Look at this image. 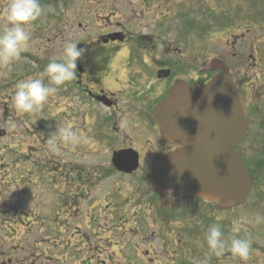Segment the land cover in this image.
Returning a JSON list of instances; mask_svg holds the SVG:
<instances>
[{
	"label": "rangeland",
	"instance_id": "rangeland-1",
	"mask_svg": "<svg viewBox=\"0 0 264 264\" xmlns=\"http://www.w3.org/2000/svg\"><path fill=\"white\" fill-rule=\"evenodd\" d=\"M5 3L6 0H0V13H2ZM40 3L44 13L30 27L31 40L28 50L23 52L21 59L15 61L9 68L0 67V110L4 108L7 111H14L12 93L15 85L22 80L39 77L49 61L59 57L60 50L63 52L67 43L74 42L78 45L109 31L122 29L125 32L151 33L160 36L163 43L171 45L178 51L176 57L173 56L177 60L174 68L178 73H181L180 70L187 62L191 66L190 68L196 72L203 66L205 67L208 60L215 57L225 58L226 53L229 55L231 48L226 42L229 37L226 32H244L249 28L252 34L247 36L242 44L250 46L257 42L255 47L259 46L264 49V0H40ZM255 21L257 24H254ZM3 24V16L0 14V27ZM262 52L263 54L259 56L263 58L264 62V50ZM179 53L183 55L180 56ZM167 58L169 57L167 56ZM186 58H188L187 62ZM242 65L249 68L250 61H246L244 57ZM254 71L257 70L247 69L246 76L248 93L252 98V93L255 90L250 86L254 81L251 76ZM45 82L47 83L46 79ZM62 88L63 86L50 97L48 103L41 110L31 114L17 112L9 125L6 126L2 122L0 126V128L8 130L10 128L17 130L14 135L9 137V140H0V162L16 166L19 171L29 170V173L25 175L26 179H21V182L17 181L18 173L16 175L6 174L4 171L0 173V209L15 207L27 211L31 216L24 217L26 226H14L17 231L14 239H11V235H5V230L10 229L8 225L14 224V222L9 223L6 221L8 217L5 216L0 218V238H5L16 244L12 255L18 258L25 255L26 249L22 247L25 244L22 241H28L25 236L28 228L34 230L33 240L37 241L39 237L44 236L43 223L56 230H54V238H50L51 240H56L55 238L60 233L68 245L71 243L70 245L74 247L73 244H75L77 249H83L89 245L78 243L79 240H77L79 238L78 229L74 225H80L82 231L89 228V224H80L79 220L82 217L72 220L71 228L66 232L65 228L62 230L58 228L60 223L49 224V220L52 218L58 222L57 216L53 215L59 207L56 205V201H53L56 191L49 188L53 183L51 180L49 181L47 175L48 164L60 159L77 162L87 156L94 162L77 163L94 169L99 176L102 170H108L105 162L109 161L112 148L107 145L111 142L116 143L111 138L112 136L106 132L103 133L102 138L96 135L93 137L94 132L93 134L91 132L95 130V127L91 129L86 124L79 126L83 116L86 117V120L88 114L103 118L105 110L102 107L86 103L83 98L79 99L74 94L65 93L64 96ZM256 96L254 95L253 99L259 101L255 99ZM261 102L264 103V99ZM73 119L77 126L74 125L75 127L73 126L72 129L80 136L81 143L75 146L62 145L65 152L61 148L60 155L51 153L48 143L54 137L59 140V129L65 127V124L74 123ZM90 122L91 120L88 119L87 123ZM81 128L82 131H80ZM252 130L253 126H250L241 146L252 147L255 144ZM97 163L99 165L93 167ZM128 177V175L112 174L111 178L104 182L103 188L107 198H114L117 195V190H124L122 196L117 197L114 203H119L117 205L119 209L123 204L125 210L128 211L127 215L154 198L146 184L139 188V191L133 192L131 187L127 191L125 187L129 180ZM111 184L116 186V190L110 189ZM135 188H137L136 185ZM171 201L169 200L168 203L171 204ZM100 204L102 203L100 202ZM87 205L88 203H85L84 210L90 208ZM101 207L102 205L98 206V209ZM120 214L121 212H119ZM207 215V222L205 226L202 225L204 227L200 226L198 230L189 232L178 231V234L182 232L179 237L182 244L178 241L174 246L177 258L173 264H264V221L255 222L257 216L264 217V175L241 206L220 212L210 207ZM108 218L110 219V217ZM134 220L130 218L131 225ZM168 221L175 224L181 220L172 217ZM237 221H241V231L233 233L232 228ZM117 222L118 217H113L109 224L115 225ZM145 224L151 225L147 219ZM213 224L221 226L226 243H230L233 235L249 238L252 241L250 258L247 262L234 257L229 251H226L221 257H216L209 251L204 237L207 229ZM57 231L59 232L57 233ZM111 232L117 233L116 230ZM69 237L71 239H68ZM129 237L136 243L139 242L138 236H135L134 233L129 232ZM114 243L115 241L111 245L114 246ZM119 246L124 247L121 242ZM35 247L37 252L41 249L39 245ZM131 248L130 245L128 248L126 246L121 252L127 254ZM144 248L149 249L141 245L137 247V249ZM111 250L113 249L109 248L107 252L110 253ZM125 258L132 264H150L142 258H139L140 262L136 263L133 261L135 258L132 255ZM158 262L166 264L165 261Z\"/></svg>",
	"mask_w": 264,
	"mask_h": 264
},
{
	"label": "flooded vegetation",
	"instance_id": "flooded-vegetation-1",
	"mask_svg": "<svg viewBox=\"0 0 264 264\" xmlns=\"http://www.w3.org/2000/svg\"><path fill=\"white\" fill-rule=\"evenodd\" d=\"M250 30L246 29L238 34L226 32V35L230 36L231 40L227 39V44H230L232 49L229 53L232 59L227 62L229 71L238 82L250 119L248 128L253 126L252 138L255 143L252 147H243L241 144L236 151L245 165L247 164L246 169L253 179L252 188L255 189V185L260 183L264 175V103L261 102L264 99V62L259 56L263 54L264 49L255 47L256 43L250 46L242 44V41L251 34ZM78 45L84 49V54L77 62L75 78L63 86V94L64 96L65 93L74 94L79 99L83 98L88 104L102 107L105 110L103 118L88 114L91 122L88 124V119L86 120L83 116L79 126L86 124L91 129L95 127V130L90 131L92 134L94 132L93 137L96 135L102 138L103 133L106 132L116 143L111 142L107 145L112 148L109 161L105 162L108 170H102L99 176L94 169L81 166L77 162L60 159L48 164L47 175L49 181L53 183L49 188L56 191L53 201H56L59 207L53 215L57 216L58 222L52 218L49 224L60 223L58 228L61 230L65 228L66 232L71 228L72 220L82 217L79 220L80 224H89V228L82 231L80 225H74L78 229L77 240H79L78 243L89 245L86 248L77 249L75 244H73L74 247L70 245L71 243L68 245L60 233L56 240H51L56 230L43 223L44 236L39 237L37 241L33 240L34 230L28 228L25 235L28 241H22L25 244L22 247L26 249L22 258L12 255L16 244L0 238V264H132L125 258L131 255L136 259L134 261L136 263H139V258H142L150 264L155 262L160 264L158 261L173 264L177 258L174 246L178 241L182 243L179 238L182 232L178 234V231L189 232L198 230L202 225L205 226L209 209L214 204L178 195H170L164 199L150 191L154 198L127 215L128 211L123 204L119 209L117 208L119 203H114L117 197L122 196L124 190H117L116 197L107 198L103 190L104 182L110 179L112 174H120L129 176L125 187L127 191L130 187L133 192L139 191V188L147 185L149 174L155 163L176 148L166 144L160 138L159 129L151 117L152 108L167 95L175 81L184 80L189 84L205 86L218 71L202 68L194 72L186 58L187 63L183 65L181 73H178L174 68L177 60L173 58L178 51L171 45L163 43L160 36L151 33L136 34L121 29L100 34L95 39ZM61 54L62 50L59 56ZM179 55L183 54L179 53ZM226 56H229L228 53ZM244 57L246 61H250L249 68L258 71L252 72L254 81L250 87L255 90L252 93L253 98L257 95L255 99L259 101H255L248 93L246 76L249 68L242 65ZM16 113V110L7 111L2 108L0 126L2 122L6 126L9 125ZM74 125L77 126L75 120L70 125L65 124L71 128ZM11 132L13 133L10 134ZM16 132L15 129L8 130L1 127L0 140H9V137ZM61 148L65 152V148L63 146ZM131 150L137 154L136 169L131 173L117 171L111 162V155L116 151ZM128 153L130 152H125V154ZM98 165L97 163L93 167ZM3 171L12 175L18 173V182H21V179L24 180L25 175L29 173V170L19 171L16 166L0 162V173ZM110 189L116 190V186L111 184ZM169 200H172L171 204L168 203ZM110 201L112 203H109ZM85 203H88L89 209H83ZM101 205L102 207L98 209ZM119 212H121L120 215ZM7 215L14 225H9L10 229L5 230V235H11V239H14L17 234L14 226L16 227L17 224L26 226L22 217L31 216L27 211L15 207L0 209L1 219ZM108 217L110 219L118 217L117 224H109ZM172 217L181 221L171 224L168 220ZM130 218L135 219L132 225ZM146 219L150 221V226L145 224ZM112 230H116L117 233L111 232ZM129 232L138 236V243L130 239ZM113 241H115L114 246L111 245ZM120 242L124 247L119 246ZM38 245L41 249L37 252L35 246L38 247ZM129 245L132 248L127 254L122 253L121 250L126 246L128 248ZM140 245L149 249H137ZM109 248L113 249L110 253L107 252Z\"/></svg>",
	"mask_w": 264,
	"mask_h": 264
},
{
	"label": "water",
	"instance_id": "water-1",
	"mask_svg": "<svg viewBox=\"0 0 264 264\" xmlns=\"http://www.w3.org/2000/svg\"><path fill=\"white\" fill-rule=\"evenodd\" d=\"M207 65L221 70L208 85L196 87L178 81L152 110L162 139L182 147L154 166L148 184L162 196L172 192L199 197L226 210L242 203L251 187L250 177L233 152L248 119L224 62L215 58ZM112 161L117 170L129 173L137 166V155L120 151Z\"/></svg>",
	"mask_w": 264,
	"mask_h": 264
},
{
	"label": "clouds",
	"instance_id": "clouds-1",
	"mask_svg": "<svg viewBox=\"0 0 264 264\" xmlns=\"http://www.w3.org/2000/svg\"><path fill=\"white\" fill-rule=\"evenodd\" d=\"M43 13L40 0H6L0 13L4 20L3 26L0 27V67L9 68L15 61L21 59L22 53L28 50L31 40L30 27ZM83 54L84 49L74 42H69L59 57L49 61L39 77L18 82L12 93L15 110L21 114H31L41 110L50 97L75 78L77 62ZM58 135L59 140L54 137L48 143L49 151L55 155L61 154L62 145L75 146L81 143L80 136L71 127L65 126L59 129ZM77 162L94 161L85 156ZM262 221L264 217L257 216L255 219L256 223ZM240 223L241 221L234 223L233 233L241 231ZM204 239L209 251L216 257H221L229 251L241 261L247 262L250 258L252 241L249 238L233 235L230 243H226L219 224L210 226Z\"/></svg>",
	"mask_w": 264,
	"mask_h": 264
}]
</instances>
